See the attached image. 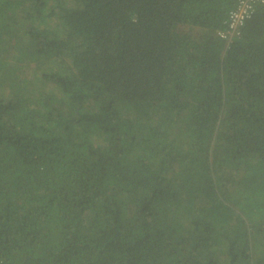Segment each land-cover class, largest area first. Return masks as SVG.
Wrapping results in <instances>:
<instances>
[{
	"label": "trees",
	"instance_id": "obj_1",
	"mask_svg": "<svg viewBox=\"0 0 264 264\" xmlns=\"http://www.w3.org/2000/svg\"><path fill=\"white\" fill-rule=\"evenodd\" d=\"M240 1L0 0V264H264V3L230 35Z\"/></svg>",
	"mask_w": 264,
	"mask_h": 264
},
{
	"label": "built area",
	"instance_id": "obj_2",
	"mask_svg": "<svg viewBox=\"0 0 264 264\" xmlns=\"http://www.w3.org/2000/svg\"><path fill=\"white\" fill-rule=\"evenodd\" d=\"M258 0H241L236 8L231 12L229 17L230 35L237 33L238 28L244 24V22L252 16L254 13V3ZM264 3V0H259ZM227 32H223L225 36Z\"/></svg>",
	"mask_w": 264,
	"mask_h": 264
},
{
	"label": "rangeland",
	"instance_id": "obj_3",
	"mask_svg": "<svg viewBox=\"0 0 264 264\" xmlns=\"http://www.w3.org/2000/svg\"><path fill=\"white\" fill-rule=\"evenodd\" d=\"M6 54H7V51L4 53V55H6ZM9 54H12V52H10ZM32 67H33V66L28 67V69H27L28 72L24 74L25 76L28 77L29 80L36 79V78H34V77H35V75H37V73H38V70H36V69H34V67H33V68H32ZM5 90H6V87H5V86H4V87H1L0 92H3V91H5ZM52 91H53V92H56L55 88L52 87Z\"/></svg>",
	"mask_w": 264,
	"mask_h": 264
}]
</instances>
